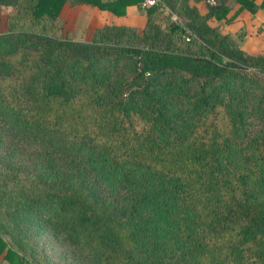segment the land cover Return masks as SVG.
<instances>
[{"label": "trees", "instance_id": "16d2710c", "mask_svg": "<svg viewBox=\"0 0 264 264\" xmlns=\"http://www.w3.org/2000/svg\"><path fill=\"white\" fill-rule=\"evenodd\" d=\"M192 1L161 0L179 24L151 7L84 42L61 38L63 6L124 17L141 0H12L0 216L52 228L85 264H264V51L209 24L256 5ZM1 255L29 264L2 237Z\"/></svg>", "mask_w": 264, "mask_h": 264}, {"label": "rangeland", "instance_id": "374dc122", "mask_svg": "<svg viewBox=\"0 0 264 264\" xmlns=\"http://www.w3.org/2000/svg\"><path fill=\"white\" fill-rule=\"evenodd\" d=\"M11 5L12 0H5L2 4L0 34L8 33L7 20L12 12ZM63 7L60 13L62 26L59 33L62 39L87 42L90 40L92 31L95 28L100 27L104 22H111L110 19L98 13L95 9L87 11ZM85 15L89 19H85ZM157 20L165 21L166 24L168 22L174 23L170 14L160 15ZM138 26V29H141L143 22ZM235 38L242 39L239 46L247 53L257 54L263 52L264 22L255 24L252 21V24L248 26V30L245 31V27H243L241 31L235 34ZM252 119L255 121L254 116H252ZM255 123H258V121H255ZM257 129H259L258 126ZM24 218L20 217L16 221H8L0 216V237L18 252L21 259L29 264H85L73 252V247L63 241L52 228L39 224L34 220L25 221V219L22 221Z\"/></svg>", "mask_w": 264, "mask_h": 264}, {"label": "crops", "instance_id": "0c3cea01", "mask_svg": "<svg viewBox=\"0 0 264 264\" xmlns=\"http://www.w3.org/2000/svg\"><path fill=\"white\" fill-rule=\"evenodd\" d=\"M254 4L256 5V10L254 14H251L247 10H243L240 12V14L237 16V18L229 23L225 24L223 22H217L215 19H212L209 24L211 26H218L221 25L223 29V33H230L232 35H235L237 32L241 31L243 27H245V31L248 30V26L252 24V21L255 22V24H258V22H264V10L260 8L262 2L264 0H253ZM191 5H195L199 12L201 14L206 13V5H208L207 0H196L192 1ZM65 7H69L68 5H65ZM229 7L230 11L228 13L227 17H230L231 15L234 14V12L239 8V4H237L234 0H230L229 2ZM64 8V7H63ZM70 8V7H69ZM77 9H84L87 11H91L95 9L98 13L101 15L105 16L107 19H110V23L104 22L101 26L103 25H127V26H132V27H139L138 25L143 22V26L145 24V17L142 16L141 14V8L139 6H129L126 9V15L124 17H117L107 11H100L99 9L91 6H78ZM158 12L160 13L158 17L164 16V15H171V18L177 17L175 13H173L167 6H164V9H159ZM163 12V13H161ZM89 17H86L85 19ZM180 20V19H178ZM130 22V24H128ZM181 22V21H180ZM100 26V27H101ZM142 26V27H143ZM0 264H8L4 259L3 255L0 256Z\"/></svg>", "mask_w": 264, "mask_h": 264}, {"label": "built area", "instance_id": "2783aa9c", "mask_svg": "<svg viewBox=\"0 0 264 264\" xmlns=\"http://www.w3.org/2000/svg\"><path fill=\"white\" fill-rule=\"evenodd\" d=\"M207 3L211 5L214 3V0H207ZM139 7L141 9H149L151 7H157L159 9H164V6L161 0H141ZM172 20L174 21L175 24H179V21L177 20L176 17H173ZM186 40L188 41L189 38H186Z\"/></svg>", "mask_w": 264, "mask_h": 264}]
</instances>
